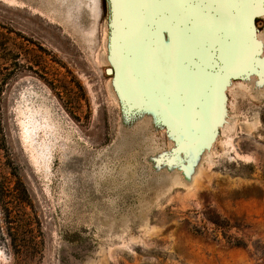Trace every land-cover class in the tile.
<instances>
[{"label": "rangeland", "instance_id": "obj_1", "mask_svg": "<svg viewBox=\"0 0 264 264\" xmlns=\"http://www.w3.org/2000/svg\"><path fill=\"white\" fill-rule=\"evenodd\" d=\"M190 1L159 0L143 41L148 82L160 96L148 104L129 98L119 75L118 0L108 8L102 0H0L2 173L14 180L16 170L27 192L21 206L0 205V264H264V90L253 87L264 88V43L254 57L237 49L229 61L220 44L209 42L214 52L204 45L210 65L185 98H193L200 125L206 99L205 121L224 124L201 142V129L161 101L186 81L175 84L179 66L193 76L201 64L177 51L176 39L193 35L194 18L173 17V5L192 11L200 0ZM238 8L252 20L264 16V0ZM156 44L169 50V73ZM232 76L243 80L230 82L225 97ZM145 103L156 110L148 126ZM183 147L204 158L193 185L183 175ZM210 220L230 226L217 229Z\"/></svg>", "mask_w": 264, "mask_h": 264}, {"label": "bare ground", "instance_id": "obj_2", "mask_svg": "<svg viewBox=\"0 0 264 264\" xmlns=\"http://www.w3.org/2000/svg\"><path fill=\"white\" fill-rule=\"evenodd\" d=\"M184 1H186V0H184ZM262 1L263 0H259V2H262ZM200 2H199L200 3L199 4L195 1V3L199 4V5L196 6V4H195V6H194L195 9L192 11H188L186 9L179 8V11H177L178 14H176L177 12H176V10H174L176 8V6L173 5V3H172V5L174 6L173 7L174 9L172 8V5L171 6L169 5L171 2H169V4H167V2H165L167 4V5L165 4V6H169L170 8L173 9V12L175 14V16H173V17H176L177 15L180 14L181 18L184 21L187 19V16H190V17L192 16L194 18L193 19L194 25L192 24V26H193L192 30L193 31L191 32L193 35L191 37L189 35L187 36V39L188 38H190V39L182 40L181 37H180L181 40H179V41H178V39H176V38L175 39H176V44H177V51L190 56L189 57L190 59H194V57L199 58L201 64H199L200 66L196 65V66H198V70H197V73L193 76H190L189 74H187L188 73V72L186 73L187 70H185L182 65L179 66L180 67L179 68L180 69L179 80H176L175 84H177L182 79V77H184L186 79V81H182L181 85L178 84L179 86L176 87V89H174L173 91L169 92L170 91L169 90L168 91L169 93L163 92L164 94L161 96L163 100H161V99L160 100L165 101L167 103V105H164V103H163L164 110L167 108V111L170 113V115L171 114H174V115L177 114L178 116H181V117L183 116L190 123L194 124L195 127L197 126V130L201 129V131L198 132L201 135H199L198 137H195V138L199 139L203 143H208V142L213 140V138H212L213 137V135H212L213 127L217 126L219 124H224L223 123L224 120H223V122H220L216 118H214V116H213V119L210 122L205 121V116L207 115L206 109H207V102H208V100L206 99L204 104L201 107H199V112H200L199 115H201V117H203V122L205 123L203 125H200V123L197 122L198 114H196V107L192 101L193 98H190V99L188 97H187L188 99L185 98L188 95V94H186L187 91L190 90V89H188V87H195L194 84L196 83V87H195L196 89L195 88H193V89L197 90V87L199 88V86H201V85H199V86H197V85L200 83L201 78H203L202 76L204 75V72L208 69V68L204 69L203 65H205V68L207 67L206 65H210L209 60H208V58L210 57L209 56L210 54L209 55L207 54L206 50L204 49V45L208 43V46H209V42H211V43L213 42V44H220L222 46L221 55L226 61H229V60H231V58L234 57V55L237 52V49H239L240 56L251 55L254 57L255 53L259 52L261 45L264 43V32L257 37L254 36L252 33L253 32L252 31V17L249 16L247 18V16H243L241 11L238 10L239 9L238 8L239 3H242L244 6H246L249 3V0H200ZM118 3H119V13H118L119 14V23H118V34H117L118 38H116V39L118 41L117 53H118L119 57H118L117 64H118V67L120 69L119 75H120V78H121L123 85L127 89V95L130 96L129 98H131L137 102H142V103L148 102V104H149V102H151L153 99L160 98V96L156 95V93H153V91H152L153 88L152 89L150 88L151 87L150 85L153 84L152 77L150 78L152 83L148 82L149 76H150L149 65H148V62L146 61V56H147L146 54H148V53H147L145 47L143 46V41H144V37H145L146 33L149 32L148 27L155 23V17L158 15V13H159L158 11L160 10V3H159V0H118ZM190 3H192V0L190 1ZM117 5L118 4L116 3V7H117ZM180 5H181V3H180ZM114 8H115V6H114ZM170 8H168V9L170 10ZM192 8H193V6H192ZM201 9L203 10L202 13L200 11ZM177 10H178V8H177ZM197 10H198V12H197ZM180 16H179V18H180ZM162 19H164V18H162ZM174 19H176V18H174ZM180 20L181 19H179L178 21H180ZM183 20H182V22H183ZM178 21H177V23H178ZM165 23L167 24L168 22H165ZM178 25H180V24H178ZM167 26H169V24ZM187 29H188V26H187ZM148 35L152 36L151 33ZM186 35H187V33H186ZM150 36L148 38H150ZM180 36H181V34H180ZM156 40H157V38H156ZM149 41H150V39H149ZM146 45H147V43H146ZM149 46L150 45H148V47ZM156 46H157V49H155V50H157L159 52V54L162 58L161 60L163 61V71H165V73L166 72L169 73V67L167 64V60L171 57L169 50L165 45H159L158 46V44H156ZM213 46H215V45H213ZM151 47L152 46H150V49H151ZM208 48L212 49L214 52V48H212V46H209ZM147 50H149V49H147ZM170 52H172V51H170ZM215 52H218V50ZM186 55H185V57H186ZM214 55H216V54H214ZM181 58H183V57H180L179 59H181ZM179 59H177V62L180 61ZM210 59H212V58H210ZM171 61H173V59ZM213 61H215V59ZM218 62H220V61H218ZM160 63H162V62H160ZM243 63H241V64H243ZM261 63H263V62H261ZM170 64L172 65V63H170ZM239 64H240V62H239ZM217 65H219V64H217ZM250 67L252 68V66H250ZM259 67L260 66H258V68ZM151 68H153V67H151ZM159 70L156 71L157 72L156 78L158 77V71ZM253 70H254V68H253ZM235 71H233L234 74H236ZM260 72H261V74H258V75L262 76L261 81L263 82L264 81V64L260 67ZM172 73H174V70ZM154 74H155V72H154ZM116 75L118 77V74H116ZM173 78L174 77H172V80H173ZM157 80L160 81V78ZM172 80H170V81H172ZM218 80H219V72L217 71V74L214 78L213 84L216 83ZM161 81H162V79H161ZM161 81H160V84L163 85L161 83ZM170 81H169V83H170ZM172 83L170 85H172ZM167 85H164V86L167 87ZM253 87L255 89H257V92H261L264 90V88H262L261 82H254ZM161 89H162V87H161ZM164 89H166V88L164 87ZM182 93L185 94V96H183V98L180 99V96ZM219 96H220V93L218 94V97ZM184 98L186 99L185 102H183ZM220 99H221L220 103H221V105H223V95L221 96ZM170 100H171V102H170ZM181 100H183V101H181ZM148 104H146V105H148ZM160 106H162V105H160ZM201 109H203V110L201 111ZM221 110H222V108L220 105H218V104L215 105L214 112L218 113ZM155 115H156L155 107L152 104L148 105L146 107V113L144 115V117H146L145 118V126H148V124L150 123V121L152 120V118ZM215 117H216V115H215ZM168 118H171V117H168ZM165 120L167 121V119H165ZM35 129H36V126L34 125L32 127V133ZM190 145H192V144H190ZM188 147H190V146H188ZM183 150L185 152V157H186V162H185V164L182 165L183 175H185V180L189 184L193 185L194 182L196 180H198V178L196 179V173H197V169H196L197 167L196 166L204 158L200 155V149H196L194 151H188L186 149V147H183Z\"/></svg>", "mask_w": 264, "mask_h": 264}, {"label": "trees", "instance_id": "obj_3", "mask_svg": "<svg viewBox=\"0 0 264 264\" xmlns=\"http://www.w3.org/2000/svg\"><path fill=\"white\" fill-rule=\"evenodd\" d=\"M0 138V205H2V201L8 199L11 201V203L18 204L21 206V202H26L25 196H26V189L24 188L23 183L21 180L18 178V176L15 174V171L12 173L14 175V180L9 179L8 177L4 176L2 173V166H6V163L2 162V154L1 153H7L6 149V143L4 136L2 134ZM8 155V153H7ZM10 161V160H9ZM9 165V164H7ZM14 205V204H13ZM210 223L214 224L217 229H223V228H228L230 225L226 224H220V222H214L213 220H210ZM197 233H200L199 230H196ZM235 247H242L245 248L246 244L242 241H237L233 244ZM259 253V252H258Z\"/></svg>", "mask_w": 264, "mask_h": 264}, {"label": "flooded vegetation", "instance_id": "obj_4", "mask_svg": "<svg viewBox=\"0 0 264 264\" xmlns=\"http://www.w3.org/2000/svg\"><path fill=\"white\" fill-rule=\"evenodd\" d=\"M103 2V5L104 7L108 8V2L109 0H102ZM252 29H253V33H254V36H259L261 35L263 32H264V16L262 14H255L253 15V20H252ZM264 56V52L261 54L259 53V57H263ZM110 70V71H108ZM220 70V67L219 66H216V68L213 70V72H217ZM106 74L108 76H110L111 79L114 80L115 76H116V71H115V68L111 65L108 64V68H106L105 70ZM243 80V77L241 76H237V77H234L232 76L230 78V81H229V85L227 86V88L225 89L224 91V96H229L228 94V90H229V87H232L230 82H235V81H241ZM240 84V83H239ZM232 89V88H231ZM235 91V90H234ZM232 92V91H231ZM234 92H232L231 94H233ZM239 94V92H237Z\"/></svg>", "mask_w": 264, "mask_h": 264}, {"label": "water", "instance_id": "obj_5", "mask_svg": "<svg viewBox=\"0 0 264 264\" xmlns=\"http://www.w3.org/2000/svg\"><path fill=\"white\" fill-rule=\"evenodd\" d=\"M108 71H110V70H108Z\"/></svg>", "mask_w": 264, "mask_h": 264}]
</instances>
